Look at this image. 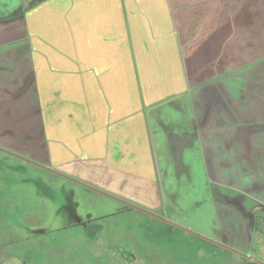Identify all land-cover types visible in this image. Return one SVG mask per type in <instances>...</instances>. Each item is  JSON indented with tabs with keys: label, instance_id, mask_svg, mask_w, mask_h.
Segmentation results:
<instances>
[{
	"label": "crops",
	"instance_id": "1",
	"mask_svg": "<svg viewBox=\"0 0 264 264\" xmlns=\"http://www.w3.org/2000/svg\"><path fill=\"white\" fill-rule=\"evenodd\" d=\"M166 107L194 129L173 158L196 138L208 178L233 191L226 242L250 254L257 236L264 254V214L247 215L264 206V0H0V137L25 143L14 151L157 208L151 119Z\"/></svg>",
	"mask_w": 264,
	"mask_h": 264
},
{
	"label": "rangeland",
	"instance_id": "2",
	"mask_svg": "<svg viewBox=\"0 0 264 264\" xmlns=\"http://www.w3.org/2000/svg\"><path fill=\"white\" fill-rule=\"evenodd\" d=\"M159 114L170 131L152 117L162 180L157 208L55 176L14 151L23 141L0 137V264H227L230 253L217 243L244 254L222 234L228 222L219 206L233 191L208 178L196 138L183 158H173V140L188 132L183 123L194 131L188 114L173 107ZM256 212L264 206L247 215ZM257 245L256 236L250 254L264 262Z\"/></svg>",
	"mask_w": 264,
	"mask_h": 264
},
{
	"label": "water",
	"instance_id": "3",
	"mask_svg": "<svg viewBox=\"0 0 264 264\" xmlns=\"http://www.w3.org/2000/svg\"><path fill=\"white\" fill-rule=\"evenodd\" d=\"M0 149H1V148H0ZM2 149H3V148H2ZM28 160H29V159H28ZM29 161L35 163V164L38 165V166H41V167L47 168V166L41 165V164L36 163V162H34V161H32V160H29ZM87 186H88V185H87ZM88 187H91V188H93V189H95V190L101 191V190H99V189H97V188H95V187H92V186H88ZM102 192H104V191H102ZM128 204H129L131 207H133V208H136V209H140V210L146 211V212L150 213V214L153 215V216L159 217L158 214H156V213H154V212H151V211H149V210H146V209H144V208H141L140 206L135 205V204H133V203H131V202H128ZM188 231L190 232V230H188ZM217 244L222 245V246H224V247H226V248H229V249L235 250L234 248H231L230 246H228V245H226V244H224V243H217ZM239 253H240V252H239ZM248 256H249V255H248ZM250 257H251V259H252L253 261H255L256 263L264 264L263 261H261V260L255 258V257H253V256H250Z\"/></svg>",
	"mask_w": 264,
	"mask_h": 264
},
{
	"label": "trees",
	"instance_id": "4",
	"mask_svg": "<svg viewBox=\"0 0 264 264\" xmlns=\"http://www.w3.org/2000/svg\"><path fill=\"white\" fill-rule=\"evenodd\" d=\"M227 251H228V253H230V255L228 256L227 261H226L227 264H236V263L237 264H244L243 261H245V260L248 262V263H245V264H259V263H256L255 261H253L250 257L246 258V256H243L242 254H241V257H240L239 260H235V259H233V256H234L235 253L232 252V251H229V250H227ZM241 260H243V261H241Z\"/></svg>",
	"mask_w": 264,
	"mask_h": 264
},
{
	"label": "flooded vegetation",
	"instance_id": "5",
	"mask_svg": "<svg viewBox=\"0 0 264 264\" xmlns=\"http://www.w3.org/2000/svg\"><path fill=\"white\" fill-rule=\"evenodd\" d=\"M155 213L157 214V212H155ZM221 246H222V245H221ZM228 246H229V245H228ZM223 247H224V246H223ZM230 247H231V246H230ZM225 248H226V247H225ZM231 248H232V247H231ZM226 249L229 250V251H232V252H234V253H236V254H240V255L242 254L243 256H246V258L252 256V255H250V254H248V253H244V254L241 253V252L239 253V251H237L236 249H235V250H232V249H229V248H226ZM248 255H249V256H248ZM250 258H251V257H250Z\"/></svg>",
	"mask_w": 264,
	"mask_h": 264
}]
</instances>
